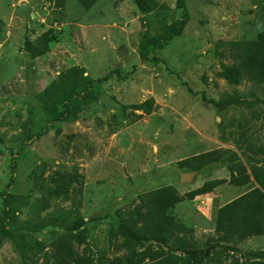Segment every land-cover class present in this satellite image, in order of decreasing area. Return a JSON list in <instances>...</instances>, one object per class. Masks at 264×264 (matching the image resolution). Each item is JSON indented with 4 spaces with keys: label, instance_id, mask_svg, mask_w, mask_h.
<instances>
[{
    "label": "rangeland",
    "instance_id": "obj_1",
    "mask_svg": "<svg viewBox=\"0 0 264 264\" xmlns=\"http://www.w3.org/2000/svg\"><path fill=\"white\" fill-rule=\"evenodd\" d=\"M140 4L0 0V264L113 258L156 245L129 221L143 194L172 186L184 195L228 180L230 166L249 175L264 168V83L223 75L236 64L233 43L263 30L264 0ZM43 34L53 39L33 57L27 42L35 49ZM75 65L89 102L76 119L57 121L63 105L46 107L37 94ZM58 174L68 192L55 195ZM256 186L252 177L225 182L167 211L203 264L264 262V233L215 231L218 208Z\"/></svg>",
    "mask_w": 264,
    "mask_h": 264
},
{
    "label": "trees",
    "instance_id": "obj_2",
    "mask_svg": "<svg viewBox=\"0 0 264 264\" xmlns=\"http://www.w3.org/2000/svg\"><path fill=\"white\" fill-rule=\"evenodd\" d=\"M98 0H78V4L89 9ZM143 1V0H142ZM141 0H137L141 5ZM173 27V33H174ZM178 32V30L176 31ZM52 36L45 34L37 38L38 47L31 48L27 42L33 57L46 53ZM236 64L226 67L223 75L229 82H240L243 79L264 83V27L254 39L242 40L233 43ZM84 69L80 66H71L60 72L56 79L52 80L40 93L38 100L46 107L63 105V108L55 115L57 121L73 120L78 117L82 105L89 102L90 91L82 85ZM106 78H104L105 80ZM103 80V81H104ZM82 94L81 98L75 95ZM214 152L202 154L201 157L209 158ZM229 179H214L205 181L201 186L180 195L172 186H162L151 190L141 196V203L134 208L135 216H130L129 221L135 229L143 234L154 237L156 245H148L143 249L129 248V251L120 257L109 258L98 256L97 258H85L74 256L71 261L62 259L56 260L55 255L50 264H203V258L198 250L179 236L178 229L182 228L172 222L167 216V211L174 208L182 199H193L195 196L212 192L213 189L222 183L228 182L235 186L246 185L251 182V177L256 187L220 206L216 213L215 231L222 235L231 234L237 228L242 235L256 236L264 233V168L253 166L251 174H247L245 168L237 164L229 167ZM77 180V174H74ZM52 181L56 184L51 192L59 193L60 189L68 192V185L61 174L54 176ZM78 229V228H76ZM125 237L124 245L130 246L131 239L124 230L118 228ZM73 237L81 243L84 240L82 232L78 231ZM67 254H70V245H67ZM247 264H264L262 261L247 262Z\"/></svg>",
    "mask_w": 264,
    "mask_h": 264
},
{
    "label": "water",
    "instance_id": "obj_3",
    "mask_svg": "<svg viewBox=\"0 0 264 264\" xmlns=\"http://www.w3.org/2000/svg\"><path fill=\"white\" fill-rule=\"evenodd\" d=\"M118 56H120L122 58V56L125 54L124 50H119L117 51Z\"/></svg>",
    "mask_w": 264,
    "mask_h": 264
}]
</instances>
